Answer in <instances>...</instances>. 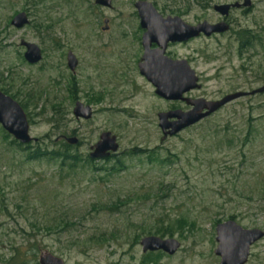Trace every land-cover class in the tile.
Masks as SVG:
<instances>
[{
	"label": "rangeland",
	"instance_id": "1",
	"mask_svg": "<svg viewBox=\"0 0 264 264\" xmlns=\"http://www.w3.org/2000/svg\"><path fill=\"white\" fill-rule=\"evenodd\" d=\"M137 1L111 0L107 9L95 0H0V92L22 108L35 140L30 151L67 145L75 157L72 168L28 162V151L10 145L0 127V264H38L42 252L65 264H219L218 223L264 232V93L162 140L157 114L172 105L135 69ZM142 1L196 25L220 18L213 6L244 0ZM249 1L230 12L228 34L170 49L198 77L200 89L188 96L217 101L264 86V0ZM20 12L30 23L14 30L9 22ZM241 32L246 48L235 41ZM21 40L40 48V63L23 60ZM76 102L92 109L90 120L74 118ZM105 132L115 137L116 153L90 160ZM72 138L77 143L68 145ZM59 220L67 225L43 230ZM146 236L175 239L180 248L172 256L142 253ZM246 264H264V237Z\"/></svg>",
	"mask_w": 264,
	"mask_h": 264
},
{
	"label": "water",
	"instance_id": "2",
	"mask_svg": "<svg viewBox=\"0 0 264 264\" xmlns=\"http://www.w3.org/2000/svg\"><path fill=\"white\" fill-rule=\"evenodd\" d=\"M94 4L99 7L111 8V0H95ZM251 3L244 0L242 4L215 5L213 11L221 18L228 16L230 9L249 8ZM134 9L139 18V26L145 30L142 38L144 54L138 66L140 75L143 76L155 89V95L164 101H181L190 109L186 112L181 110L158 113V128L161 132L162 140L174 137L182 131L199 124L203 120L222 109L224 106L246 96H254L264 93V86L249 93L236 92L229 94L217 101H208L202 98L189 99L184 96L192 91L200 89L198 77L185 60L171 61L164 56V51L168 43H184L192 39H197L200 35L210 37L213 34H223L228 31V26L224 22L210 25L208 22H201L196 25H189L179 17H162L147 1H137ZM30 21L25 12L17 13L9 22V26L14 30H22L29 25ZM103 31L108 28V21ZM151 44H155L157 49L149 51ZM23 52V60L28 65H36L42 60V51L33 44L21 40L19 42ZM67 68L74 73L77 60L72 53L66 57ZM72 114L76 120L88 121L92 117L90 107L76 103ZM0 127L15 142L21 146H28L35 141L29 135V125L26 116L11 97L0 92ZM68 145H75L76 139H66ZM118 145L116 139L109 132L100 134L98 142L91 147L90 160H104L116 153ZM215 241L217 247L214 255L220 261L219 264H246L249 249L264 237V232L252 229L246 230L232 220L218 223L215 226ZM142 253L161 252L168 256L174 255L180 248V244L175 239L146 236L140 240ZM38 264H65L48 252H42L38 257Z\"/></svg>",
	"mask_w": 264,
	"mask_h": 264
},
{
	"label": "flooded vegetation",
	"instance_id": "3",
	"mask_svg": "<svg viewBox=\"0 0 264 264\" xmlns=\"http://www.w3.org/2000/svg\"><path fill=\"white\" fill-rule=\"evenodd\" d=\"M230 5V4H229ZM232 5V4H231ZM232 11V9H230V12ZM230 12H229V14H228V16L227 17H225V18H217V21L216 22H214V23H209L210 25H214V24H217V23H219V22H224L227 26H228V31L227 32H225V33H223V34H213V35H211L210 37H207L208 39H212V38H217V37H219V36H223V35H225V34H228L230 31H231V29H233L232 28V23H231V20L229 19V15H230ZM162 16V15H161ZM162 17H164V16H162ZM166 17H168V16H166ZM171 17V16H170ZM172 17H178V16H172ZM135 18L138 20V26L136 27V29H135V35L137 36V39L135 40L136 42H137V46H138V49H137V56H138V60H136V65H135V69L137 70V72H139V69H138V66H139V64L141 63V59H142V56H143V54H144V48H143V43H142V38H143V35H144V33H145V30H143V29H141L140 28V26H139V18H138V16H137V12L135 13ZM165 18V17H164ZM180 18V17H179ZM181 19V18H180ZM105 21V20H104ZM103 21V22H104ZM108 21V20H107ZM186 23V22H185ZM108 29V28H107ZM105 31H107V30H105ZM241 33H243V32H241ZM234 36H235V41L236 42H238L239 43V48H242V46H244L245 48H246V46H248L249 45V42H245V44L244 45H242V42H241V36H240V33L239 34H237V33H235L234 34ZM201 37H204V36H202V35H200V37H198V38H201ZM197 38V39H198ZM204 38H206V37H204ZM193 40H195V39H192V40H189V41H187V42H184V43H168L167 45H166V48H165V51H164V56L166 57V58H168V59H170L171 61H180V60H185L186 62H187V64L189 65V63H188V61H187V59L185 58V59H183V58H180L179 56H176L174 53H172L171 51H170V49L171 48H173V47H177V46H185V45H187V44H189V42H191V41H193ZM237 43V44H238ZM157 49V46L155 45V44H151V46H150V49H149V51H151V52H153V51H155ZM78 64V63H77ZM76 68H77V66H76ZM75 68V69H76ZM74 73H75V71H74ZM74 73H72V74H74ZM139 74H140V72H139ZM143 77V76H142ZM146 80V79H145ZM147 81V80H146ZM191 93V92H190ZM190 93H188V94H190ZM188 94H186L184 97L185 98H189V99H195V98H192V97H190V96H188ZM197 99V98H196ZM163 100V99H162ZM167 102H169L172 106L169 108V110L167 111V112H170V111H175V110H181V111H183V112H186V111H188L189 109H190V107L189 106H187L184 102H181V101H167ZM76 103H79V102H76ZM75 103V104H76ZM83 105V104H82ZM179 105H181V106H179ZM84 106V105H83ZM87 107H89V106H87ZM225 107V106H224ZM223 107V108H224ZM183 108V109H182ZM91 109V108H90ZM92 110V109H91ZM221 110V109H220ZM164 113H166V112H164ZM92 115H93V111H92ZM204 121V120H203ZM91 153V152H90ZM89 153V154H90ZM112 155H110V157H111ZM88 158H89V156H88ZM108 159V158H107ZM107 159H104V160H101V161H105V160H107Z\"/></svg>",
	"mask_w": 264,
	"mask_h": 264
},
{
	"label": "trees",
	"instance_id": "4",
	"mask_svg": "<svg viewBox=\"0 0 264 264\" xmlns=\"http://www.w3.org/2000/svg\"><path fill=\"white\" fill-rule=\"evenodd\" d=\"M44 0H38V2H36V5H41L42 2ZM7 28H8V25H6ZM244 34L241 36V42H242V45L245 44L246 42V39H245V36H246V32H243ZM243 40H245L243 42ZM2 76V73H0V77ZM4 94L6 95L8 91H3ZM3 136L5 138H8V135H6L5 133L3 134ZM10 145H13L15 146L18 150L20 151H28L27 155L25 156V159L26 161L28 162H31V161H40V160H47V161H56V162H59V165L61 168H63V166L65 165L66 162H70L71 165L69 166V168H72L73 165H74V161H75V157L73 155L70 154L69 152V147L67 145H63V146H60L59 148H56L54 150H47L45 147L44 148H35L33 151H30V146H21L19 145L18 143H16L14 140H12V142H10ZM61 225H67L66 222H63L62 220H59L58 222L50 225V226H42L43 230H46V231H50L52 230L53 228H58L60 227ZM38 230V228H36ZM165 231L167 232H162L160 233L159 235L161 237L165 236V235H169L170 234V230L169 229H166ZM30 235V234H29ZM28 242V241H27ZM30 251L32 250H37V246L36 244H32L30 245ZM19 248H16L15 251H17Z\"/></svg>",
	"mask_w": 264,
	"mask_h": 264
}]
</instances>
